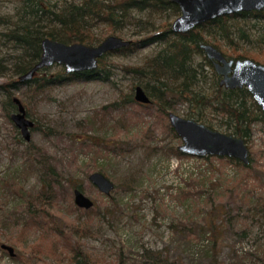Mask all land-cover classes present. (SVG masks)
Here are the masks:
<instances>
[{"label":"rangeland","instance_id":"rangeland-1","mask_svg":"<svg viewBox=\"0 0 264 264\" xmlns=\"http://www.w3.org/2000/svg\"><path fill=\"white\" fill-rule=\"evenodd\" d=\"M19 2L0 0V32L17 21L20 16L17 13ZM131 11L134 16L111 34L133 41L150 33L163 21L171 23L177 15H170L169 11L146 10L138 14ZM138 17L152 21L153 27L149 23L133 21ZM237 21L244 27L246 36L238 38L233 34L235 43L232 46L235 48L226 39H218L217 46L226 56L241 55L264 62V41L259 37L264 20L249 18ZM251 24H256L257 28L250 27ZM109 29L107 22L99 23L92 32L98 36L105 35L106 32L110 34ZM204 38L211 43L214 41L207 33H204ZM11 45L10 40L0 35V57L8 58L13 54ZM160 46L151 43L108 54L106 60L111 71L108 81L101 78L64 79L42 92L29 91L23 84L11 87V92L21 99L27 116L33 122L41 128L50 126L57 132L47 137L40 129H30V142L36 144L40 151H46L45 155L37 156L51 163L62 176L70 177L94 200L89 211L74 203L72 189L70 199L59 197L55 210H51L52 199L46 200V209L53 213L55 222L48 219L45 226H65L66 221H75L81 227L74 235L84 242L86 250L104 259L100 264H151L152 260L157 264H208V260L200 257L192 244L196 241L193 236L197 235V231L192 230L195 234L191 235L188 234L189 229L186 228L183 233L172 225H187L192 219L201 225L208 216L216 215L215 221H222L223 224L218 240V261L221 264H264V206L259 203V196H264V126L259 120L251 124L249 140L246 141L253 160L248 172L236 163L216 156H211L209 160L193 156L177 158L169 152V147L177 146L181 141L168 130L171 126L167 115H162L155 105L141 107L131 104L111 108L105 114L98 111L101 106L118 99L121 90L127 92L132 84L137 83L138 77L127 71L126 66L143 64ZM193 62L196 65L203 62L201 53L195 54ZM61 67L53 63L44 72L52 74ZM202 67L205 71L198 84L208 92L213 78L208 65L203 62ZM9 75L0 71V83ZM4 99L5 93L0 91V243L10 244L15 255L11 258L7 250L3 253L0 248V264H42V258L48 264H73L60 246L57 245L56 250L51 246L55 236L47 227L45 231L28 227L19 235L23 222L29 218L25 210L27 200H30L31 210L38 206L35 197L41 179L46 180L48 175L39 164L35 170H22L28 141L20 133L17 134V127L1 104ZM174 107L169 110L185 116V103L177 101ZM209 110L206 113L213 116L214 113ZM216 117L220 118L219 115ZM68 134L78 141L69 139ZM88 134L94 135L91 139L100 141L104 138L118 148L94 160L92 152L84 153L80 145L81 141L85 142L82 136ZM94 170L102 171L114 182L109 194L101 192L87 178ZM13 175H17L16 181L25 192L24 196L10 186L9 179ZM60 179L62 184L66 183ZM188 179L194 181L193 185L185 184L184 180ZM235 179L242 181L243 192L249 189L247 207L238 204L236 197L232 199V196L243 195L237 192L233 183ZM246 181L248 183L244 186ZM240 229H245V237L236 232ZM38 239H41V247L49 253L42 258L31 257L37 252L31 251L30 246ZM13 240L15 244H12Z\"/></svg>","mask_w":264,"mask_h":264},{"label":"trees","instance_id":"trees-1","mask_svg":"<svg viewBox=\"0 0 264 264\" xmlns=\"http://www.w3.org/2000/svg\"><path fill=\"white\" fill-rule=\"evenodd\" d=\"M19 17L13 25L8 26L6 31L0 32V35L6 40H10L11 48L14 49L13 54L9 55L8 58L0 57V71L2 74L10 73L8 78L0 83V91L5 93V99L1 102L3 107L8 111V115L11 118L10 110H16V104L13 102V96L11 87H18L20 84L25 85L29 91L42 92L53 83H60L64 79H75V78H91L108 81L110 78V65L107 62L108 54L118 51H129L136 49L140 46L150 45L151 43L160 44L161 46L141 65H130L126 66L127 71L132 72L138 77L136 84H139L145 89L148 97L150 98L149 103H140L133 98L134 85L130 86V90L120 92V97L108 105L101 106L98 111L99 113H108L111 108H120L122 106H131L136 104L142 107V105H155L162 115H166L169 109H174V104L177 101H181L186 104L187 111L185 116H190L196 120L204 122L208 127L215 128L214 125L223 127L224 131L233 133L241 136L245 141L249 140L251 132V124L254 120H259L264 126V115L262 114L261 108L252 99L251 94L246 88L241 87L240 89H228L223 85L218 84L219 77L213 70L212 62L206 58L203 51L199 47V43L206 42L204 33L211 35L214 40L212 43L217 46L218 39H226L231 47L235 43L233 34L236 37L246 36V31L242 27L238 19L246 21L249 18L257 20H264V9L260 11L249 10V11H238V13H229L227 15L216 16L214 19L206 20L204 23L197 25L193 30L188 32H174L171 31L170 22L163 21L158 27L150 31L139 39L131 41V44L126 47H121L116 50L107 51L98 58L96 69L86 70L75 73H66L61 67L52 74H47L44 70L47 67H41L37 72L33 74L30 80L17 81L19 74L25 73L28 69L38 60L40 54V41L43 37H52L59 41L73 42L80 41L87 44H95L99 42L105 35L93 34V28L99 23H108L110 29L108 33H113L119 30L132 16L131 10L143 12L148 10L149 12H165L169 11V14H178L179 8L177 5L170 0H19ZM168 13V12H167ZM232 19V22L229 20ZM136 23H149L153 27V22L149 20H142V18L134 19ZM250 27H256V24H251ZM260 27V26H258ZM257 28V27H256ZM261 32L259 37L263 38L264 41V23L260 27ZM150 29V28H149ZM209 41V40H208ZM196 53H201L203 62L208 65L209 72L212 75V83L207 89H203L198 84L205 68L203 70L202 63L193 62ZM10 63L6 65L5 63ZM196 65V66H195ZM201 74V75H200ZM210 108V110H209ZM213 112L214 115H208L206 110ZM218 113V114H217ZM219 115L220 118L216 117ZM33 128L40 129L43 135L49 136L57 134V132L50 126H44L41 128L36 122H33ZM18 129V128H17ZM16 129L17 134L20 133ZM217 129V127H216ZM168 130L176 136L174 130L168 127ZM120 131V130H119ZM119 133V132H118ZM118 133H115L117 135ZM21 135V134H20ZM69 139L78 141L72 134H68ZM92 136H82L83 141L80 145L83 146L82 151L84 153L92 152L93 159L95 160L100 155H105L111 150H116L117 145H111L106 139L101 138L100 141L91 139ZM111 140V139H110ZM26 152L24 155V165L22 170L26 168L34 169L38 167L47 173L48 178L41 179L39 192L35 197V202L39 203L38 206L31 210L30 200L28 201L25 210L29 214V218L26 219L23 226L21 227L20 234H23L24 230L28 227H38L42 231H45L47 220H53V213L50 209H46V200H51L53 207L51 210H55L57 207L58 199L60 196L70 199L71 190L79 185L74 182L70 177L66 178L56 171V168L48 162L40 159L38 155H45L46 151L43 149L40 151L36 144L28 141L26 146ZM264 151V150H263ZM169 152L175 155L177 158L181 156H192L177 149V146H170ZM216 156L218 159H224L229 162L236 163L244 171H251L252 168V156L249 157L250 163L243 164L241 161L226 157ZM211 156H200L209 160ZM196 157V156H193ZM29 169V170H30ZM21 171L20 173H22ZM18 173V172H17ZM16 173V174H17ZM17 175H13L9 179L10 186L13 187L20 196H24L22 187L16 181ZM66 181L62 184L61 179ZM202 180V179H201ZM186 185H193L190 179L184 180ZM237 187L238 193H243L242 196H232V199L240 204L241 206H249L248 190L243 189L241 186L242 181L235 179L233 181ZM248 182H244V186ZM201 185L202 182H201ZM240 186V187H239ZM259 203L264 206V196H259ZM76 207L74 204L72 205ZM249 208V207H248ZM92 208H88L85 211H89ZM46 219V221H45ZM216 215L208 216L201 225H198L195 220H190L189 224L180 225L175 223L172 227H175L178 231L195 234L193 236L196 241L192 244L196 246V253L203 259L208 260V264H221L218 261V240L221 237L222 232V221L216 222ZM55 222V221H54ZM182 223V222H181ZM79 224L75 221H66L65 226H57V224L50 225L47 229L55 236V240L51 243L54 249L58 246L61 250L65 251V257L73 264H99L103 262V258L97 255L91 254L84 245V242L79 241V237L74 234L80 228ZM185 228V229H184ZM187 228V229H186ZM238 234L242 237L247 235L245 229L237 230ZM236 234V233H235ZM41 239L38 242L32 243L30 247L31 251H36L37 254L31 257L42 258L43 255H47V251L41 247ZM15 244V240L12 241ZM259 249L258 247H256ZM53 250V249H52ZM56 250V249H55ZM60 250V253H61ZM6 249L2 250L5 253ZM8 252V251H7ZM9 254V253H8ZM49 254V253H48ZM56 254H59L56 252ZM15 255V253H14ZM14 255H9L14 258ZM18 256V255H17ZM16 256V257H17ZM15 257V259H16ZM152 260V258H151ZM166 264H172L167 263ZM25 264H28L25 262ZM42 264H48L45 258H42ZM151 264H157L154 260Z\"/></svg>","mask_w":264,"mask_h":264},{"label":"water","instance_id":"water-1","mask_svg":"<svg viewBox=\"0 0 264 264\" xmlns=\"http://www.w3.org/2000/svg\"><path fill=\"white\" fill-rule=\"evenodd\" d=\"M177 5L179 13L172 18L170 30L174 32H188L206 20L216 16L238 13V11L264 9V0H170ZM131 39H125L120 35L108 34L95 44H87L80 41L64 42L50 37H43L40 41V54L38 60L27 72L19 74L17 81L30 80L41 67L51 66L57 63L66 73H75L86 70H94L98 58L107 51L116 50L131 44ZM201 51L212 62L214 72L219 76V84L225 88H241L245 86L252 98L260 106L264 115V63L252 58L240 57L227 58L222 50L211 42L199 43ZM133 98L140 103H149L145 89L135 84ZM16 110L11 115V120L26 141H30V129L33 128L31 120L26 112L24 104L17 96H13ZM169 124L179 137L180 143L177 149L192 156H226L235 158L243 164L250 163V149L241 136L228 133L224 130L208 127L204 122L190 116H183L172 110L166 112ZM87 178L97 189L105 194L113 190L112 182L102 171L94 170ZM73 201L78 207L91 208L94 200L88 197L82 189L72 188ZM0 248L6 249L9 255H14V248L8 243H0Z\"/></svg>","mask_w":264,"mask_h":264},{"label":"flooded vegetation","instance_id":"flooded-vegetation-1","mask_svg":"<svg viewBox=\"0 0 264 264\" xmlns=\"http://www.w3.org/2000/svg\"><path fill=\"white\" fill-rule=\"evenodd\" d=\"M213 44V43H212ZM214 45V44H213ZM216 47H218V46H216ZM219 48V47H218ZM220 49V48H219ZM221 50V49H220ZM223 52V51H222ZM224 53V52H223ZM225 55V54H224ZM226 56V55H225ZM227 58H229V57H232L233 59H237V58H240V57H246V56H238V57H233V56H226ZM248 58H250V57H248ZM252 58V57H251ZM250 58V59H251ZM253 59V58H252ZM254 60V59H253ZM255 61H257V60H255ZM257 62H259V61H257ZM261 63V62H260ZM264 63V62H263ZM214 70V69H213ZM218 75V74H217ZM219 77V76H218ZM218 84H219V82H218ZM242 87H244V88H246L245 86H242ZM228 89H230V88H228ZM231 89H235V88H231ZM237 89H240V88H237ZM247 89V88H246ZM248 91V90H247ZM251 94V93H250ZM252 96V95H251ZM253 99V98H252ZM254 100V99H253ZM255 101V100H254ZM256 103V102H255ZM257 104V103H256ZM262 111V110H261ZM263 114V113H262ZM247 143V142H246ZM248 146V145H247Z\"/></svg>","mask_w":264,"mask_h":264}]
</instances>
